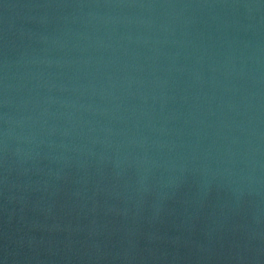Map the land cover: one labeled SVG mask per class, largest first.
I'll list each match as a JSON object with an SVG mask.
<instances>
[{"label": "clouds", "instance_id": "clouds-1", "mask_svg": "<svg viewBox=\"0 0 264 264\" xmlns=\"http://www.w3.org/2000/svg\"><path fill=\"white\" fill-rule=\"evenodd\" d=\"M0 169L243 215L264 260V0H0ZM258 245V246H257Z\"/></svg>", "mask_w": 264, "mask_h": 264}, {"label": "water", "instance_id": "water-1", "mask_svg": "<svg viewBox=\"0 0 264 264\" xmlns=\"http://www.w3.org/2000/svg\"><path fill=\"white\" fill-rule=\"evenodd\" d=\"M45 179L12 176L8 187L0 169V264H264L238 258L253 255L245 218L219 198L198 201L186 186L157 213L95 176Z\"/></svg>", "mask_w": 264, "mask_h": 264}]
</instances>
